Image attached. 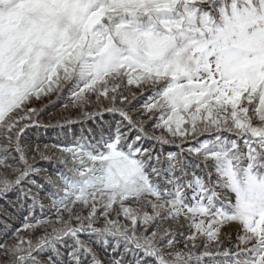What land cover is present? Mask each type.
<instances>
[{
    "label": "snow or ice",
    "instance_id": "1",
    "mask_svg": "<svg viewBox=\"0 0 264 264\" xmlns=\"http://www.w3.org/2000/svg\"><path fill=\"white\" fill-rule=\"evenodd\" d=\"M63 91L77 108L110 101L126 123L57 146L56 219L22 224L12 243L5 231L0 264H264V0H0V194L42 171L23 134L42 111L31 105ZM231 223L236 251H209ZM48 226L35 242L21 235ZM81 233L124 251L105 260Z\"/></svg>",
    "mask_w": 264,
    "mask_h": 264
},
{
    "label": "trees",
    "instance_id": "2",
    "mask_svg": "<svg viewBox=\"0 0 264 264\" xmlns=\"http://www.w3.org/2000/svg\"><path fill=\"white\" fill-rule=\"evenodd\" d=\"M125 95H127V92H125ZM144 98L134 100L131 107L138 109L140 104L143 103ZM93 100H95V97H93ZM112 106L113 104L110 101L103 100L99 104L92 103L86 108L74 107L73 102L69 99L68 91H63L62 93L53 92L35 101L31 105V107L37 109L42 108V111L34 118L36 120V125L25 130L23 134V143L28 146L27 156L29 157V162L33 163L36 168L42 171L38 174L30 175L20 186L0 194V236H2L5 231H8V242L12 243V234L17 228L21 227L22 224H34L37 220L47 219L54 221L56 219L57 213L52 207V198L48 195L53 189L47 184L46 175L54 174L58 170H63V166L58 162V157H60L61 153L57 146H71L77 142L93 141V137L99 139L101 133L107 135L108 129L114 130L118 123H126L123 122L119 113L105 110ZM116 106L123 107L119 101L116 102ZM84 113H91V115H85ZM152 123H154V121ZM152 123H149L147 126L149 132L154 131ZM155 134L159 135L161 133L159 130H155ZM225 135L228 134L225 133ZM202 138L208 137L205 134ZM169 139L172 138L169 137ZM176 143H180V140L177 139ZM142 145L147 148H153L155 146L156 152H163L165 155L168 151H178L173 144H166L161 147L157 142L152 140H144L142 141ZM37 146L40 151L36 150ZM185 147H187V145H185ZM13 155H15V153ZM44 157H50L51 159H45ZM14 167H22V165L17 163ZM0 171H4V169L0 168ZM9 174L13 179L15 178L14 174ZM32 180L36 181V185L31 183ZM38 185H43V188H39ZM29 189L31 190L30 195H36L37 197L35 202L31 199L24 198L22 195V190ZM113 218L115 217L113 216ZM70 223L76 226L77 222ZM5 225L8 226L7 229ZM61 226L60 224L55 225L57 228ZM94 226L102 227L103 217H100ZM45 231L50 233L52 231V226H48L47 228L37 227L35 230L22 231L21 235L31 238L35 242L37 237L43 235ZM186 231L185 229V232ZM64 239L67 240L69 245L73 243L70 237H64ZM80 239L90 243L105 260H109V258L112 257L119 259L120 253L124 251L123 241L120 242V247L115 251H113L112 247L107 248L106 251H102V246L96 241L94 235L81 233ZM110 243L115 246L116 240L110 238ZM197 243L199 244L200 241L198 240ZM58 247H61V251H63L62 245H58ZM225 249H227L225 242L219 247L213 242L208 248V250L212 252H223ZM204 250L203 247H200L196 251L199 253ZM49 254H51V250L45 249L41 256L42 258H46ZM137 256H142V253H137ZM82 259L84 264H91L90 256H83ZM124 261L125 264H135V257L128 254L124 257ZM200 264H231V262L223 255H217L205 257L200 261Z\"/></svg>",
    "mask_w": 264,
    "mask_h": 264
},
{
    "label": "rangeland",
    "instance_id": "3",
    "mask_svg": "<svg viewBox=\"0 0 264 264\" xmlns=\"http://www.w3.org/2000/svg\"><path fill=\"white\" fill-rule=\"evenodd\" d=\"M132 91H139L136 88H133ZM65 218H67V214H65ZM71 222H77L75 220H72ZM77 224V223H76ZM238 225L235 223H231L223 227L222 232L226 233V235L221 236V240L225 242V246H227V249L231 251H236L235 245L237 243V235L238 232L236 231L238 229ZM228 240L231 241V243L227 242Z\"/></svg>",
    "mask_w": 264,
    "mask_h": 264
}]
</instances>
